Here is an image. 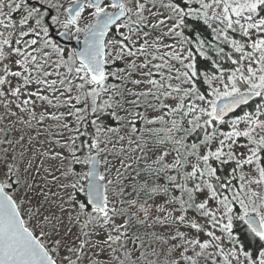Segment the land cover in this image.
<instances>
[{"label":"snow or ice","instance_id":"obj_1","mask_svg":"<svg viewBox=\"0 0 264 264\" xmlns=\"http://www.w3.org/2000/svg\"><path fill=\"white\" fill-rule=\"evenodd\" d=\"M0 264H264V0H0Z\"/></svg>","mask_w":264,"mask_h":264}]
</instances>
